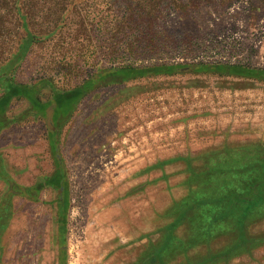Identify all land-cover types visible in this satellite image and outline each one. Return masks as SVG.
Returning <instances> with one entry per match:
<instances>
[{
    "label": "rangeland",
    "instance_id": "obj_1",
    "mask_svg": "<svg viewBox=\"0 0 264 264\" xmlns=\"http://www.w3.org/2000/svg\"><path fill=\"white\" fill-rule=\"evenodd\" d=\"M157 2L21 0L18 18L10 1L0 0V96L10 80L39 86L42 100L52 102L57 92L107 68L140 65L142 57L134 55L142 50H135L134 62L114 61L107 51L118 33L122 47L138 41L156 19ZM175 4L182 12L166 7L157 25L171 42L166 59L209 42L223 55L264 67V0ZM55 109L52 102L40 114L26 97H15L0 128V229L8 264H132L138 249L125 231L159 223L158 210L173 194L164 183L149 185V214L145 181L137 174L174 155L223 145L228 126L263 128L264 79L190 66L171 74L107 76L66 117L55 118ZM58 169L65 187L45 183ZM217 264H264V244Z\"/></svg>",
    "mask_w": 264,
    "mask_h": 264
},
{
    "label": "trees",
    "instance_id": "obj_2",
    "mask_svg": "<svg viewBox=\"0 0 264 264\" xmlns=\"http://www.w3.org/2000/svg\"><path fill=\"white\" fill-rule=\"evenodd\" d=\"M10 6L14 10L10 9L11 14L17 15L20 18L21 11L18 9V3L21 0H9ZM159 11L156 15V19L142 32L138 41H131V46L122 47L120 43L121 34H115L112 37V47L109 46L107 53L113 56L114 61H118L121 58H126L130 62L136 61L134 56H141V64L135 65L134 63H127L126 65L112 66L107 72L103 74L100 72L96 78L87 79L82 85H79L71 90L59 91L55 94L52 101L56 105L55 118L66 117L73 110L76 102L86 93L94 89L97 80H101L107 76L132 78L138 76H144L149 74H171L176 72L180 67L190 66L194 71H216L226 74H240L248 77L264 79V67L251 66L248 63H206L195 62L194 64L184 62H174L165 58V53H170L169 45L171 42H165L161 37L163 30L161 26H157L160 23V17H162V11L169 9V13L180 12L175 0H158L157 2ZM170 6V7H169ZM167 7V8H166ZM29 15L28 12H25ZM28 17V16H27ZM33 38L39 36L36 32H31ZM31 33H28L30 35ZM124 34V33H122ZM130 39L132 34H128ZM31 43L32 39L28 40ZM27 41V42H28ZM35 41V39H34ZM138 43V44H137ZM106 47V46H105ZM136 49L142 50L143 53H138L133 56ZM158 50V51H155ZM105 53V55H108ZM108 55V57H110ZM151 57L149 60H146ZM118 59V60H116ZM107 73V74H106ZM109 73V74H108ZM5 91L0 96V128L8 124L7 109L11 101L15 97H26L32 108L40 114H44L48 105L52 102L42 100L39 95L40 87L29 83H18L8 80L5 84ZM258 147V148H257ZM243 156L245 159L235 158L232 161L219 160L214 164L205 166V170H201L198 173L202 176V181L197 190L191 191L188 196L183 198L181 202L177 203L175 207L181 211L180 216H191L192 224L197 228H203L207 224L212 222V219L216 216H225L231 207L237 208L245 205L243 216H239V220L236 223V227L240 231L236 242L230 246L222 247L221 250L207 253L201 260L188 261L187 264H217L218 262H229L233 256L239 255L242 252H252L255 247L264 244V232L262 235H254L246 231V224L251 225L255 221L264 220V146H256V148L244 149ZM242 160V161H241ZM244 160H247L244 162ZM0 171V177L1 175ZM64 174L58 169L53 176L45 179V183L58 187H65ZM202 183V184H201ZM65 199V197H64ZM204 207V208H202ZM207 207H216L215 209H206ZM220 207H226L220 209ZM197 210H205L202 221L196 215ZM196 211V212H195ZM3 212H0V218L3 216ZM199 214H201L199 212ZM5 216V215H4ZM248 216V218H247ZM168 234L165 237V242L161 245H154L152 251L154 259L160 252L171 247L170 232L172 231V225L170 224ZM197 234V233H196ZM172 247H174L172 245Z\"/></svg>",
    "mask_w": 264,
    "mask_h": 264
},
{
    "label": "crops",
    "instance_id": "obj_3",
    "mask_svg": "<svg viewBox=\"0 0 264 264\" xmlns=\"http://www.w3.org/2000/svg\"><path fill=\"white\" fill-rule=\"evenodd\" d=\"M228 127L225 131L223 145L219 143L211 144L204 151H188L174 155L148 165L143 172L137 174L140 176L139 178L145 181L146 188L142 191L145 197L149 195L150 198L147 201L149 214L154 210L153 194L148 188L149 185L164 183L165 188L173 190V194L171 193L172 198L169 200L168 207L158 210V214L161 215L159 223L135 224V229L132 233L129 232L131 228L129 225L125 231L127 237L129 236L128 240L131 241L130 244L138 249L131 260L132 264H187L188 261L201 260L207 253H215L221 250L222 247L230 246L236 242L240 233L236 223L239 220V216H243L244 204L237 208L231 207L227 215L214 217L212 222L207 224L206 227L203 226V228H197L195 224L193 226L190 215L182 218L180 209L174 208L191 191L199 188L202 176L198 172L205 170V166L223 159L225 161H232L231 159L233 158L236 160L245 159L242 154L244 149H254L259 145L264 146V127L250 126L248 123L237 128ZM157 168H159L160 172L155 176L152 175V171ZM215 208L207 207L206 209ZM220 209L227 210L226 207H220ZM196 211L198 218L204 221L205 210L201 212L196 209ZM170 224L172 225V231L170 232L171 247L160 252L154 259L152 254L154 245H161L165 242V237L168 234L167 229ZM245 227L246 231L251 234L262 235L264 232V221L261 219L251 225L246 224ZM119 233L122 234L121 232ZM7 247L3 244V236L0 229V264L5 263V261H7L6 264L9 263L8 255L5 256L9 252V247Z\"/></svg>",
    "mask_w": 264,
    "mask_h": 264
},
{
    "label": "built area",
    "instance_id": "obj_4",
    "mask_svg": "<svg viewBox=\"0 0 264 264\" xmlns=\"http://www.w3.org/2000/svg\"><path fill=\"white\" fill-rule=\"evenodd\" d=\"M209 42L203 45L198 51H190L187 52L185 55L176 54L170 60L174 62H184V63H195V62H223V63H247L242 62L241 59H237L236 57L226 56L222 53L218 52L217 50L210 49ZM231 45L234 47H239L237 41L231 42Z\"/></svg>",
    "mask_w": 264,
    "mask_h": 264
},
{
    "label": "water",
    "instance_id": "obj_5",
    "mask_svg": "<svg viewBox=\"0 0 264 264\" xmlns=\"http://www.w3.org/2000/svg\"><path fill=\"white\" fill-rule=\"evenodd\" d=\"M53 109H54V106H52V108H50V109L48 110V115H49V119H48V121H49V124H51V118H52V111H53Z\"/></svg>",
    "mask_w": 264,
    "mask_h": 264
}]
</instances>
